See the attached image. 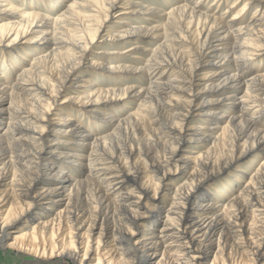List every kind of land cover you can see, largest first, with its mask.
I'll return each mask as SVG.
<instances>
[{
	"label": "bare ground",
	"instance_id": "obj_1",
	"mask_svg": "<svg viewBox=\"0 0 264 264\" xmlns=\"http://www.w3.org/2000/svg\"><path fill=\"white\" fill-rule=\"evenodd\" d=\"M165 1L162 11L124 0L118 15L134 21L104 38L130 45L127 53L142 50L120 70L142 84L104 90L92 78L85 81L90 86L75 81L78 68L90 62V51L83 26L69 19V10L56 17L24 14L9 0H0V14L9 19V28L0 25V44L26 39L41 44L43 52L14 83L6 82L0 71V246L16 221L30 220L31 231L13 232L6 247L19 252L24 263L264 264V126L257 119L264 115V68L253 60L264 51V15L255 19L242 14L264 0H232L229 8L244 3L228 25L208 14L209 7L228 0H213L208 9L198 5L208 0ZM99 3L106 8L105 17L112 16L116 0ZM159 13L163 24L148 27L137 21L139 15L147 21ZM66 24L74 25L77 34L67 37ZM146 42L151 47L143 48ZM221 45L225 51L218 49ZM201 60L206 62L203 71L196 69ZM91 65L115 69L105 62ZM72 88L79 90L73 101L90 102L89 118H102L110 126L91 136L92 142L79 115H70L72 110L63 106L73 97L58 101ZM8 95L12 101L5 109ZM142 98L153 103L148 130L153 142L166 137L175 144L162 158L132 148L134 140L131 146H107L124 135V125L143 112L145 101L127 119L116 116L115 108L124 106L118 103ZM192 110L200 119L188 122ZM252 112L259 115L251 117ZM213 114L220 116L214 119ZM162 117L172 121L163 123ZM186 143L189 149L179 156L178 146ZM208 144L205 151L195 152ZM252 154L245 163H257L242 181L237 174L244 171L235 165ZM83 159L93 185L86 190L66 176V161ZM146 167L150 176L142 172ZM55 168L61 177L51 179ZM225 174L231 175L221 182L226 188L214 186L211 192L208 185ZM176 178L183 181L177 184Z\"/></svg>",
	"mask_w": 264,
	"mask_h": 264
},
{
	"label": "rangeland",
	"instance_id": "obj_2",
	"mask_svg": "<svg viewBox=\"0 0 264 264\" xmlns=\"http://www.w3.org/2000/svg\"><path fill=\"white\" fill-rule=\"evenodd\" d=\"M9 1H10V4H13L14 7L17 8L16 10H22V13L24 14H38L42 16L44 15L48 17H56L59 14L69 10L68 12V14L70 15L69 19H71V21H73L74 24L78 22L83 26L86 43L90 51V56L88 57V61L90 62L82 63L81 67L78 68L80 73H79L78 79L75 81H78L80 85L83 84L85 86H90L85 81L88 79L91 80L90 78H92L94 85L101 86L100 88H103L104 90H107L108 88L111 89L113 88L112 86H117L120 89H123L129 84H134L136 86H139L140 80L138 79L128 80V78H131V77L127 78V72L125 73L120 70H122L121 68L123 66L132 65V63H134L137 60L136 57L138 56V53L141 54L142 50L138 52L127 53V49H129L130 45L119 46L117 43H110L106 40V38H104L107 32L117 31L119 29H122L125 26V24L131 23L134 21V20L128 19V17L124 19L123 15L121 16L118 15L120 12L123 11L122 8L124 6V0H116V5H115L116 8L112 10V13H111L112 16H109L108 18L105 17L106 8L103 7L100 3L97 4L98 0H59V1L57 0H9ZM136 1H140L141 3L145 5H150V6L152 5V6L159 7V9L162 11L167 8L166 7L167 1L165 0H136ZM194 2H197V0H194ZM75 3H77L79 7L75 5ZM212 3H213V0H208L204 3L201 2L198 5L202 9L203 8L208 9L209 4H212ZM243 3H244L243 1H240L233 8H229L232 5V0H228L227 2L220 4L217 8L215 6L209 7L208 14L213 15V17H216L217 19L222 21L223 24L228 25L229 21L233 18L234 14L238 12V9L241 8V5ZM70 5L72 6L75 5V7L73 6L71 9H68ZM80 5L84 7H92L96 11L95 10L93 11L84 10L80 7ZM93 6H96V8ZM222 13H225V14H222ZM161 14L162 13H159L157 18L150 19L147 21H143V18L142 19L139 18V17H143L144 15H139L137 18V21L142 24L145 23L146 26L148 27L153 24L154 25L163 24L165 23V21H163L164 19L161 18ZM242 14H244L246 18L253 17L255 19H259L262 15H264V2L259 4V6L254 5L250 8L248 7V9L246 8V11L242 12ZM6 15L8 14H5V13L0 14V25H6L5 28H9V26H7L9 19ZM98 17H100V20ZM103 19H106V21L103 22L104 21ZM133 19H136V18L133 17ZM99 26H101V28H99L98 32L96 33L95 41L93 43H90L88 38L92 35L93 31L97 29ZM76 34H77V30H75L74 25H70V24L65 25V35H67V37L76 35ZM151 39H152V36L148 38V41L149 40L152 41ZM25 40L26 39L18 40L19 42L13 45L10 44L9 46H8L9 41H6L5 43L0 44V71L2 72V75L4 77L3 79L6 82L9 81V82L14 83L19 78V75L23 71L29 70L31 68L30 65L31 63L35 62L34 59L36 57L43 55V52L40 53V50L38 49V47H42L41 44H36L33 42H23ZM146 46L151 47V45L148 44V42L142 45L143 48H146ZM224 48L225 46L223 45L218 46V49L220 51H225ZM114 58L116 60H112ZM253 60L257 61L256 67L260 66L261 68H264V51L257 52ZM92 61L98 62V63H103V62L107 64L110 63L111 66H113L115 69L112 72H108L106 71V69L101 70L97 66L91 65ZM205 63H206L205 60H201L198 63L196 69H200L203 71V65ZM91 73H93V76L89 77ZM164 74H166V76H169L167 72ZM167 78L170 79L169 77ZM21 79L29 80V78L27 79L26 77H23ZM78 91L79 90L72 88L67 92H62L58 96V101L62 102L66 98L73 97L70 100L64 101L63 106L66 109L72 110L70 115H74V114L79 115L81 122L83 123V125L86 126L85 129L90 131V136L88 137H89V141L92 142L93 138H91V136L100 133L103 128H106V126L107 127H110V126H108V124L104 120H102V118L98 117L99 120L95 118L97 120L96 122H95V119L89 118L90 115L87 112L88 111L87 107L90 105V102L88 104L83 105L81 103H76L75 101H73L78 96L79 94ZM223 92L224 91H222L221 93ZM19 94L23 96V94L25 93L22 90H20ZM239 94L241 96V94H243V91L240 92ZM167 98H168L167 100H169V96ZM11 101L12 100H11V97H9V95L5 97L4 105H3L5 109L9 107ZM143 101H145V103L142 104V107H141L143 109V112H141L140 114L138 113L139 115H136L134 117V120L132 119L128 120L127 123L124 125V130H125L124 135L120 136L117 141L112 140V141L107 142V146L114 148L121 143H126L128 146H131V141L134 140L136 142V145L133 146L132 148L137 149L139 152H144V153L153 151L155 154H157L158 157L162 158L167 153H169V151L173 148V146L175 147V144L173 145L172 140L166 139V137L165 138L160 137L159 142L156 144L153 142V137L150 135V132L148 131L151 125L150 121L152 119L149 113L151 110L150 107L153 106L152 102H150L148 99L145 100L143 98L140 99L139 101H137L136 99H130L126 101L127 103H124L125 101H122L118 104L119 105L124 104V106L122 105L121 107L115 108L116 116L123 118V119H127L130 114H133L136 110H138L139 103ZM225 104H226L225 101L222 102V106ZM196 113H197L196 110L191 111V113L188 115V122H195L196 120L200 119V117L198 118L195 117ZM258 115L259 114L256 112L250 113L251 117H256ZM219 116H220L219 114H216V115L213 114L214 119H218ZM161 119H162V122L166 124L167 123L169 124L172 121V120L167 119L166 117L164 118L162 117ZM257 119L261 121L260 122L261 125L264 126V115L263 116L260 115V117H258ZM6 124H7V119H4V121L2 120V126L6 128ZM147 126L149 127L147 128ZM137 130H140L139 134H136ZM107 132L109 131H107L106 129L103 135H105ZM61 144H62V141L58 145H61ZM188 146L189 144L187 143L180 144L177 148V154L179 156L185 154V151L189 149ZM207 147H209V144L207 146L205 145L202 146V148L200 147L197 148L195 152L196 153L203 152L207 149ZM254 155L255 154H252L251 156L238 161L237 162L238 164L235 165V166L240 167L244 171L243 173L246 174V176L243 173L237 174V178H239L240 176L243 178L242 181L247 178L249 173H253L254 171L253 169L257 162L245 163L250 158H252ZM139 156H141V159H143L142 154H140ZM85 160L86 159H83L82 162H79V160L73 161V162L66 161L67 166H69V169L66 170V174H67L66 176H72V178L78 180L79 181L78 185L80 186V188L86 190L88 188L89 189L93 188V185L89 184V182L87 181L88 172L86 168L83 167L84 163L86 162ZM134 161H137V156L132 158V162ZM57 171H58V168H55L51 179H56L57 177H61L60 175H57ZM142 172H144V176H150V174H152L148 167H146ZM231 175H233V173ZM231 175L225 174V175L218 176L208 185V187H210L209 190L211 192H214L213 191L214 186H218V187L220 186V188L221 187L226 188L224 187V185L221 184V182H225L229 177H231ZM182 181H183L182 178L179 180H177L176 178L175 183L178 184V183H181ZM85 203L86 202H82V204H85ZM33 212L35 211L33 210ZM34 214L35 213H32V216ZM145 222L149 223V220H145ZM30 223H31L30 220L28 221V220L22 219V220L16 221L14 225L10 227L9 232L11 233V236L5 241V244L3 243L0 246V264H26L23 262L24 259L23 257H21L19 252H17L16 250L8 249L6 247H7V244H10L13 241V237L15 236L13 232L15 231H19L21 233L30 232L31 227H32ZM0 228H1V221H0ZM262 263H263V260L260 261V263L258 262L256 264H262Z\"/></svg>",
	"mask_w": 264,
	"mask_h": 264
}]
</instances>
